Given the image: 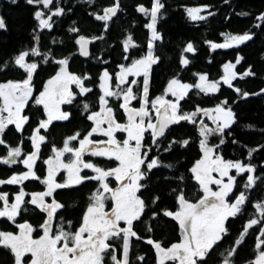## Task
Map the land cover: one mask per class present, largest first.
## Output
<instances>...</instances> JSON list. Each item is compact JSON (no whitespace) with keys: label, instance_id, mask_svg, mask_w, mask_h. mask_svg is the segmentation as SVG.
Instances as JSON below:
<instances>
[{"label":"snow or ice","instance_id":"1","mask_svg":"<svg viewBox=\"0 0 264 264\" xmlns=\"http://www.w3.org/2000/svg\"><path fill=\"white\" fill-rule=\"evenodd\" d=\"M15 4L17 0H9ZM54 0H26V3L33 6H40L34 11V19L38 22L37 29L52 30L54 25L53 17L62 16L65 9L57 5L53 8ZM228 0H225L227 3ZM165 8L162 0H152L151 8L143 4L138 5L137 11L150 17V22L145 25L150 30V37L147 42V52L143 57L134 60L130 66L120 65V72L115 77V89L112 86V76L105 70L99 77V88L102 95L99 96V111L92 112L87 116L89 121L93 122L91 129L83 135L77 131L75 134L64 139L61 148L55 145L52 147L53 156L49 157L47 164V175L43 179L37 176L35 164L39 159L41 145L46 142V136L41 134V130L47 132L53 121H67L70 119V113L61 110V105L71 104L76 98L77 93L72 91L73 85L79 89V95H86L92 91L85 86V81L91 77L87 74L78 75L69 70V60L67 58L55 61L60 67L56 74L50 78L43 91L38 96L33 95V78L39 67L38 63L30 62L31 56H39L38 47H32L29 50L21 51L15 56L12 63L24 71L26 76L22 80L0 82V145L7 147V155L0 157V163L11 166L18 161L16 158L22 156L20 146H7L3 138L9 125H14L16 131L23 132L24 126L29 123V116L24 115V110L29 101L34 99L37 106H42L46 119H40L37 127L32 131L28 139L32 142L34 151L26 154L22 161L27 168L26 172L13 174L10 178L0 179V186L19 185L29 179L39 180L46 186L44 191L26 193L23 188L14 196V201L9 203V194L0 192V218H7L15 223L16 217L22 211H27L26 205L36 206L41 212L46 213V220L41 224L43 235L34 239L32 234L35 231L33 226L28 223H18L17 234L9 231H0V246L10 249L14 256V264H25L24 257L31 254L30 264H132L130 252L132 249V238L142 239L134 230V222L140 221L146 214L149 204L138 193L147 187L146 181L149 174L154 169L162 166L159 155H150L153 146L160 147V142L166 138L170 126L186 121L192 124L197 123L198 113H202L212 121L215 127H209L202 119L199 120V147L202 157L196 161L190 169L194 180L198 183L201 197L195 202L187 197L183 190L177 194L178 210H163L162 215L177 221L182 231L183 238L179 243H173L165 248L161 242L148 239L147 243L154 245L159 264H165V261H178L179 264H209V261L216 255L217 249L229 235V218H235L245 212V205L250 203L246 191L236 190L239 187L238 177L247 174L246 181L243 184L245 190H250L261 181V177L256 175L257 168L254 164L244 163L241 160H226L220 153L219 148L223 145L225 134L236 122V114L231 107H228V101L225 99L214 108L204 109L197 107L192 112H184L181 109L180 101L184 100L189 92L195 88L204 94L216 93L219 91L221 81H209L207 74L198 75V82L195 84L183 83L177 78H173L167 84L164 93L156 96L154 99L149 97L150 74L153 65H156L161 57L155 54L156 42L162 40V36L157 29V22L161 10ZM47 9V13L44 11ZM207 6L190 7L187 15L192 21H203L206 19L200 13L206 11ZM120 10L119 0L102 10V14L93 13L98 21L105 22L107 30L108 21L117 16ZM249 15V13H241ZM212 15V13H209ZM264 21V14L257 17ZM260 27V25H256ZM6 23L3 16H0V29H5ZM70 32L77 33L79 29L72 27ZM223 35V34H222ZM252 33L245 32L242 35H229L224 43H213L206 41L212 50L227 49L239 46L252 40ZM38 42L40 37L35 36ZM97 39H103V36L86 38L80 35L76 40L79 45V53L89 56L88 44ZM124 50L128 51L130 47H137L131 35L123 42ZM196 51L193 43H187L184 52L194 53ZM127 59V57H125ZM243 57L238 56L236 63L231 62L223 65L224 75L221 77L222 83L233 87L232 81L237 78V73L233 71L236 64H239ZM47 62V57H45ZM181 65L188 66L191 61L182 55ZM9 64L5 62L0 65V73L8 69ZM255 75L250 69L245 71L243 76ZM143 77L142 84L138 79L128 80V77ZM127 85V87H123ZM133 85H136L139 94L134 92ZM236 92L241 93L243 98L248 97V92H242L236 88ZM264 92V89L261 90ZM259 93H255L258 95ZM175 99H167L168 96ZM110 98L122 99L119 105L127 116V123H120L116 117L113 107L110 106ZM138 100L140 107H130L132 101ZM84 111H89V104L83 105ZM153 111L155 113V122H153ZM4 113H7L5 116ZM106 125V126H105ZM126 133V138L122 141L117 139L116 133ZM94 135L107 137V140H94ZM146 135L150 137V144L146 140ZM219 136L217 144L210 143V137ZM78 141V147L73 146L72 142ZM235 142V141H234ZM23 141H21V144ZM179 143L182 147H187L189 139L182 141H172ZM165 151L171 150V144ZM70 154L68 162L63 158ZM85 155L92 157H104L118 162V166L105 169L90 161H85ZM251 157V152H249ZM169 169L172 164L163 165ZM66 170L67 179L64 183H58L55 176L59 170ZM85 169L91 170L95 175L82 176L81 172ZM235 170V175L230 174ZM216 175H213V174ZM109 178H113L118 187L112 188ZM225 178H227L225 182ZM183 180V177H179ZM97 181L99 187L89 197L90 203L82 216L80 226L73 231L72 222H67V228L64 226L63 218L61 223L53 232V221L59 210L65 207L64 204L56 200L54 193L58 189L74 187L83 184L86 181ZM264 183V181H261ZM216 186L214 190L212 186ZM173 191H176L173 189ZM107 194V195H106ZM30 196L29 200L25 197ZM46 198H52L49 203ZM111 199L113 206L111 211H105V202ZM160 197L155 196L152 204H156ZM257 217L247 221L243 232L238 239L234 241L235 245H240L249 229L254 226L264 224V199L253 205ZM161 213H153L155 219ZM121 222L126 226L121 227ZM148 231H152L149 227ZM264 226L259 228V234L256 237L257 256L254 261L248 264H264ZM114 241H120L122 256L118 258L117 248ZM237 249L235 247L221 252L223 257L218 264H235L234 256ZM143 261V256L136 257Z\"/></svg>","mask_w":264,"mask_h":264},{"label":"trees","instance_id":"2","mask_svg":"<svg viewBox=\"0 0 264 264\" xmlns=\"http://www.w3.org/2000/svg\"><path fill=\"white\" fill-rule=\"evenodd\" d=\"M58 2L59 6L65 9L64 14L53 17L55 23L52 30L40 31L37 29L38 22L34 19L33 13L38 7L42 9V5H29L26 0H17L15 4L10 3L9 0H0V16H3L6 23V28L0 29V65L5 62L9 64L8 69L0 73V82L7 79H23L26 76V73L12 62L21 51H30L32 47H38L40 51L39 56L30 57L31 62H36L39 65L34 76L38 88L44 86L53 74L51 65H53L52 59L55 57L69 58L71 71L78 75L87 74L91 77L90 80L85 81V86L92 89L86 95H79V89L74 85L73 88L77 93L76 98L73 103L64 105L65 111L67 110L71 114L70 119L54 121L47 132L41 130L46 136V142L43 144V159L53 155V145L62 147L64 139L68 136L79 131L83 137L91 129L93 122L89 121L87 116L100 109L99 96L102 95V92L99 88V77L104 69L109 68L114 81L118 66L122 62L128 63L146 55L150 35V30L145 27L150 22V17L138 12L137 7L144 4L150 9L152 0H119L120 10L117 16L107 22V30L104 27L105 22L96 20L93 13L102 14V10L111 6L115 0H58ZM162 2L165 4V8L161 10L157 22V29L162 40L156 42L155 49V54L161 59L151 69L150 99L163 94L167 84L173 78L195 83L198 80V75L195 74L202 73L207 74L211 80H218L224 75V64L228 62L235 64L238 56L243 57L233 69L238 75L232 81V88L221 82L218 92L207 95L193 88L188 96L180 101V104L182 111L192 112L197 107L213 108L226 99L228 107H231L236 114V122L227 130L231 135L225 134L226 142L220 146L218 151L226 160H241L244 163L254 164L257 168L256 175H259L261 181H264V92L261 91L264 89V21L257 19L261 14H264V0H228L227 3L225 0H162ZM56 5L57 0H54L53 8ZM203 6H207L206 11H203L206 19L203 21L190 20L186 10L190 7ZM44 11L47 13L48 10L44 9ZM245 12L249 15L241 14ZM258 24L260 27L256 26ZM72 27L78 28L79 32H70L69 29ZM245 32L254 34L252 40L232 48L212 50L206 42L224 43L225 35H242ZM80 35L90 39L94 36H103V39H97L91 43L90 55L87 58L79 53V45L76 44ZM129 35L138 46L130 47L128 52L124 50L123 42ZM35 36L40 37L38 42L34 39ZM189 42L193 43L196 49L194 53L184 52ZM182 55L191 61L186 67L180 63ZM45 57H47V62H45ZM249 69L255 75L241 79L240 77ZM137 79L142 84L143 77ZM236 88L241 89L242 92H248L250 95L243 98L241 93L235 91ZM133 90L139 94L136 85H133ZM255 93L259 94L255 95ZM110 100L118 118L125 119L126 114L119 107L122 99L110 98ZM85 103L90 106L88 112L84 111ZM131 106L138 107L140 102L134 100ZM25 114L29 116V123L24 126V131L18 132L15 126L11 125L6 129L3 138L6 140L7 146H20L29 152L32 151L33 146L28 137L37 127L38 121L44 118V110L42 106L33 105L32 102L25 109ZM200 119L201 116L198 114L196 124L182 121L170 126L166 138L160 142V147L153 146L150 155H159L162 166L154 169L149 174L148 180L142 181L147 184V187L138 193L149 204V208L146 209V214L140 221L134 222V230L142 239L132 238L130 252L132 264H159L157 251L154 245L147 243L148 239L161 242L165 248L182 240V231L178 222L162 215V211L165 209L178 210L177 194L180 190H183L187 197L194 202L202 195L199 185L190 171L196 161L202 157L198 131ZM204 120L206 124L211 125V121L207 117ZM123 134V132H118L120 137ZM183 139L190 140L187 147H182L179 143H171ZM219 139V136L210 137V143L217 144ZM146 140L150 144V137L147 135ZM21 141H23L22 144ZM77 142L73 141V146H77ZM170 144L171 150L165 151L164 149L168 148ZM249 152H251V157L248 155ZM6 155L7 147L0 145V157ZM86 157L88 161L105 169L116 167L118 164L115 160L104 157L89 155ZM167 164H172L173 168L163 167ZM25 170L26 167L22 164L9 166L0 163V179H7L11 175ZM83 173L85 176L95 174L88 169H85ZM233 173L235 175V170ZM38 174L41 179L46 176L44 169H39ZM63 175L62 173L60 178ZM246 176L247 174H244L237 178L239 187L236 194L239 191H246L250 203L245 205L243 214L229 218V235L221 243L209 264H218V261L223 258L219 253L226 252L233 247L237 249L234 256L235 264H248L249 261H254L258 254L255 247L256 237L259 234V228L264 224L249 229L244 241L240 245L234 244V241L243 232L247 221L258 216L253 205L264 199V183L257 181L254 188L245 190L243 184L246 181ZM179 177H183V180H180ZM109 181L112 186L118 185L113 178H110ZM45 187L39 180L29 179L19 185L0 186V192H9V199L13 200L14 195L21 188L26 193H34L43 191ZM98 187L97 181L89 180L79 186L58 189L54 196L65 205L63 209L59 210L58 223L60 224V218H63L64 224L68 220L75 222L72 227L80 226L82 216L90 203L89 197ZM155 196H159L160 199L153 205L151 202ZM30 198V196L25 197L26 200ZM0 206H2V201H0ZM26 207L27 211H22L16 217L15 223L7 218H0V231L17 233L19 229L16 224L29 221L36 225L44 219L41 213L37 212L36 206L28 204ZM154 212L161 214L153 219ZM122 224L125 226L124 223ZM149 227L152 228V231H148ZM34 235L38 237L41 233L35 229ZM120 244V241H114L118 258L122 256ZM261 250H264V245L261 246ZM138 256H143L144 260H137ZM0 264H14V256L10 249H5L2 246H0ZM108 264H111L110 260ZM165 264H177V261H165Z\"/></svg>","mask_w":264,"mask_h":264},{"label":"rangeland","instance_id":"3","mask_svg":"<svg viewBox=\"0 0 264 264\" xmlns=\"http://www.w3.org/2000/svg\"><path fill=\"white\" fill-rule=\"evenodd\" d=\"M201 15H204L205 16V14L203 13V12H201L200 13ZM235 35H237V34H235ZM228 36L229 35H225V41L228 39ZM149 37H150V35H149ZM139 58H141V57H139ZM139 58H136V59H139ZM136 59H134V60H136ZM134 60H132L131 62H128V63H125V62H122L120 65H124V66H130L131 65V63L134 61ZM31 62V61H30ZM229 63V62H228ZM119 65V66H120ZM118 66V69H117V71H116V74L117 73H119L120 72V67ZM202 74V73H201ZM55 74H53L50 78H52L53 76H54ZM111 75V74H110ZM112 76V75H111ZM49 78V79H50ZM136 78H139V77H132V76H129L128 77V80L129 81H131L132 79H136ZM48 79V80H49ZM209 79V78H208ZM8 80H13V81H18V80H22V79H18V80H14V79H7V80H5V81H3V82H6V81H8ZM47 80V81H48ZM209 81H221L222 82V80H221V78H219L218 80H211V79H209ZM181 82H183V83H189V84H195V83H197L198 82V80H197V82H195V83H190V82H184V81H181ZM220 82V83H221ZM47 83V82H46ZM46 83H45V85H46ZM112 86H113V88L115 89V80L113 81V79H112ZM45 87V86H44ZM72 87V89L74 90V86H71ZM123 87H127V85H123ZM34 89V88H33ZM43 91V90H42ZM39 95V93H37L36 94V96H38ZM167 99H170V100H174L175 98L174 97H172V96H168L167 97ZM33 105H35V103H34V99H33ZM123 101L121 100V102H120V104L122 103ZM110 106L111 107H113V109H114V111H115V108H114V106L111 104V100H110ZM64 104L63 105H61V110L62 111H65L64 110ZM130 107H134V106H131L130 105ZM140 106H138V107H135V108H139ZM27 108V107H26ZM25 108V109H26ZM214 108V107H213ZM97 111H99V110H97ZM94 112H96V111H94ZM92 113V112H91ZM90 113V114H91ZM115 113H116V111H115ZM24 115H26L25 114V110H24V113H23ZM198 114H200V116H201V119L205 122V116H203V114L202 113H198ZM4 115L6 116L7 115V113H4ZM116 117H117V119H118V121L120 122V123H127V116L125 115V119H123V120H120L119 118H118V116L116 115ZM200 119V120H201ZM153 122H155V113H154V111H153ZM208 122V121H207ZM206 123V122H205ZM207 125L209 126V127H215V125H213V123H212V121H211V125H209L208 123H207ZM9 126H11V125H9ZM106 126V125H105ZM41 134H42V131H41ZM43 135V134H42ZM116 135V137H117V139H119V140H123L124 138H126V133H124L123 135H122V137H120L119 135H118V132L115 134ZM82 138V137H81ZM92 139H94V140H107L108 138L107 137H104V136H101V135H94L93 137H92ZM77 146L76 147H78L79 145H78V142H77V144H76ZM28 154V153H27ZM68 155V157H66ZM53 156V155H52ZM87 155H85V157H84V159H85V161H88L86 158ZM24 158H26V154L22 157V158H16L18 161H22ZM70 158V154H66L65 155V157L63 158V160H64V162L65 163H67L68 162V159ZM22 163V162H21ZM23 164V163H22ZM116 166H118V164L116 165ZM27 171V168H26V170L25 171H23V172H26ZM36 171V170H35ZM23 172H21V173H23ZM64 173V175H63V177H62V180H63V182L59 179V175H60V173ZM21 173H17V174H21ZM37 174V173H36ZM230 174H232V175H234V173H233V170H232V172L230 173ZM81 175L82 176H85L84 175V173H83V171L81 172ZM95 175V174H94ZM213 175H216L215 173L213 174ZM66 179H67V172H66V170H63V169H61V170H59L58 172H57V174H56V176H55V180H56V182H58V183H64L65 181H66ZM110 179V178H109ZM226 180H227V178H225V182H226ZM109 183H110V181H109ZM110 186L112 187V188H116V187H118V185H115V186H112V184H110ZM213 187V189L215 190L216 189V186H212ZM8 194H9V192H7ZM107 195V194H106ZM15 196V195H14ZM46 200H48L47 198H46ZM14 201V199L13 200H10L9 199V203H11V202H13ZM49 202V201H48ZM51 202V201H50ZM49 202V203H50ZM107 202V201H106ZM113 203V202H112ZM2 204H3V202H2ZM113 206V205H112ZM112 206L111 207H107V205H106V203H105V211H108V212H110L111 211V208H112ZM25 222H28L29 223V221H25ZM22 223H24V222H22ZM126 226V225H125ZM125 226H122V227H125ZM19 232V231H18ZM17 232V233H18ZM17 233H14V234H17ZM43 235V234H42ZM32 236H33V238L34 239H38L40 236H38V237H35L34 236V232H33V234H32ZM182 238H183V234H182ZM180 242V241H179ZM179 242H177V243H179ZM27 255V254H26ZM25 255V256H26ZM24 262H25V264H30V262H26L25 261V257H24ZM177 264H179V262L177 261Z\"/></svg>","mask_w":264,"mask_h":264},{"label":"flooded vegetation","instance_id":"4","mask_svg":"<svg viewBox=\"0 0 264 264\" xmlns=\"http://www.w3.org/2000/svg\"><path fill=\"white\" fill-rule=\"evenodd\" d=\"M92 43V42H91ZM135 43V42H134ZM130 51V48H129V50H128V52ZM65 58H67V57H62V58H54V59H52V64L54 65H51V67H53V71L51 72V73H53V74H56V72L58 71V69H59V65L55 62V61H57V60H60V59H65ZM68 60H69V58H67ZM125 63H127V62H125ZM109 69V68H108ZM107 68H105L104 69V71L105 70H107L109 73H110V71L108 70ZM69 70L71 71V69H70V60H69ZM71 72H73V71H71ZM73 73H75V72H73ZM52 74V75H53ZM111 74V73H110ZM51 75V76H52ZM35 76V75H34ZM137 79V78H136ZM47 82V81H46ZM45 82V83H46ZM33 88H34V91H33V95H34V97L36 96V94L37 93H40L43 89H44V86H45V84H44V86H41L40 88H38L37 87V85H36V83H35V81H34V78H33ZM74 86V85H73ZM72 91L75 93V90H73L72 89ZM32 101L33 100H30L29 101V104L30 103H32ZM28 104V105H29ZM65 105V104H64ZM64 108V107H63ZM65 110V109H64ZM67 111V110H66ZM67 112H69V111H67ZM43 119H46V117L44 116V118ZM54 122V121H53ZM42 134L43 135H45L43 132H42ZM44 144V143H43ZM43 144L41 145V150H40V153H39V159H37V161H36V164H35V170H36V173H37V176H39V174H38V171H39V169H44L45 170V172H46V175H47V168H48V166H47V164L45 163V161L49 158V157H52V155H49V156H47V157H45L44 159H43ZM57 148H61V147H57ZM32 151H34V148L32 149ZM32 151H26V150H23L22 149V156L21 157H19V158H22L25 154H27V153H30V152H32ZM66 157H68V155L66 156ZM18 161V160H17ZM16 164H22L20 161H18ZM23 165V164H22ZM18 173H21V172H18ZM17 174V173H16ZM62 174V172L60 173V175ZM64 174V173H63ZM60 175H59V179L63 182V180H62V178H60ZM11 177V176H10ZM9 177V178H10ZM46 177V176H45ZM111 184V183H110ZM46 188V187H45ZM45 190V189H44ZM43 190V191H44ZM56 198V197H55ZM48 200L47 201H51V199L52 198H47ZM56 200H58L59 202H61L59 199H57L56 198ZM113 201L111 200V199H109V200H107V202H105L106 203V205H107V207H111L112 205H113V203H112ZM62 203V202H61ZM63 204V203H62ZM37 212H40L41 213V216L44 218L39 224H36L38 227H35L36 225H33L32 223H30L32 226H33V228L34 229H38L39 230V232L41 233V235L43 234V231H42V229H41V224H43L44 223V221L46 220V218H47V216H46V213H44V212H41L39 209H38V211ZM59 213H60V211H58L57 212V214H56V218L54 219V221H53V232L55 231V229H56V227L59 225V223H58V215H59ZM67 222H68V220L66 221V224H64V226L65 227H67ZM123 222H121V227L123 226V224H122ZM72 224H75V222L74 221H72ZM79 227V226H78ZM77 227V228H78ZM76 225L75 226H73L72 227V229H74L73 231H75L76 229ZM35 236V235H34ZM36 237V236H35ZM31 254H27L26 256H25V261L26 262H30L31 261Z\"/></svg>","mask_w":264,"mask_h":264},{"label":"water","instance_id":"5","mask_svg":"<svg viewBox=\"0 0 264 264\" xmlns=\"http://www.w3.org/2000/svg\"><path fill=\"white\" fill-rule=\"evenodd\" d=\"M144 5V4H143ZM145 7H146V5H144ZM87 38V37H86ZM90 39V38H89ZM88 50H89V53H90V51H91V42L88 44ZM90 55V54H89ZM84 57V56H83ZM85 58H87V57H85Z\"/></svg>","mask_w":264,"mask_h":264}]
</instances>
